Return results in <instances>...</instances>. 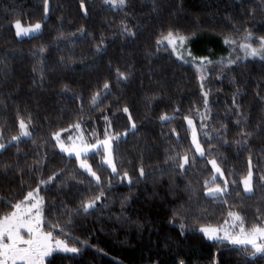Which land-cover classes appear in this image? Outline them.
Instances as JSON below:
<instances>
[{
	"label": "trees",
	"instance_id": "obj_1",
	"mask_svg": "<svg viewBox=\"0 0 264 264\" xmlns=\"http://www.w3.org/2000/svg\"><path fill=\"white\" fill-rule=\"evenodd\" d=\"M84 3L87 15L79 6L80 0H48L49 11L45 15L44 0H0V129L4 137L0 142L7 145L10 137L18 133V109L22 115L31 113L35 124V144L22 138L19 153L17 147L10 145L0 151V164H15L18 160L25 169L23 190L29 184L35 186L36 177L29 179L27 167L37 151L41 154L45 151L37 146L44 144L51 132L68 129L75 123L81 117V104L84 113L81 130L90 143L96 137L104 138L105 115L112 120L109 129L112 133H124L130 127L122 112L112 116L117 102L130 107L137 124L135 133L121 136L114 144L119 176L102 164L101 154L92 152L87 156L88 163L102 177V188H97L83 170L77 171V180H67L66 186L57 182L47 190L42 187L46 221L58 219L65 228L66 234L57 229L54 235L81 249L78 254L54 253V264H155L157 260L160 264H178L180 259L185 264H213L214 257L223 264H264V258L245 257L239 247L209 241L198 231L201 225L223 224L230 206H237L231 210H239L245 216L246 227L256 223L261 194L258 191L248 198L242 191L239 196L232 191L227 203L206 199L202 184L211 179V166L198 158L195 167L179 174L167 159L168 155H174L168 150L177 146L172 129L179 133L178 150L190 155L194 152L185 116L193 119L203 143L204 130L196 114L197 108L204 111L203 97L200 74L195 67L175 58L168 47L157 51L155 43L161 32L177 31L188 37L192 48L198 49L196 57H199L220 52L225 35L242 42L245 27L259 37L264 35V0H127L122 10L112 8L104 0H84ZM16 19H21L25 27L40 23L41 31L37 36L19 39L11 27ZM123 24L136 36L120 35ZM233 24L240 29L239 33ZM81 28L86 32L83 38ZM61 32L64 36L58 39ZM102 38L106 51L97 54L95 48ZM41 47L46 51L40 53ZM226 49L235 63L221 64L211 59L213 63L204 69V89L210 90V118L205 121L209 129L205 130L226 123L229 139L234 140L237 129L230 109L238 88L241 93L238 102L249 117L250 127L264 121V101L256 95L259 92L264 97V60L243 58L238 45H227ZM116 67L130 71L131 78L116 84ZM105 79L112 82V95L93 110L90 96ZM64 84L71 91L62 92ZM73 92L83 99H75ZM176 108L180 109L175 113L176 119L171 122L160 119L164 114L172 116ZM74 131L64 132L63 138ZM52 143H48L47 151L50 156L58 155L50 160L48 171L67 165L68 171L64 173L67 177L68 172L77 169V161L59 153L58 148L51 147ZM236 147L233 143L221 148L227 163L225 177L218 178L217 183L222 184L223 179L238 180L246 172L249 152L237 153ZM250 150L253 165L264 170V135L253 136ZM141 166L145 171L143 177L139 175ZM125 171L132 179L131 185L120 178ZM109 178H112L110 188ZM23 190L18 174L5 178L0 171V197L15 200ZM100 191L104 196L96 201L94 209L87 214L75 211L82 199ZM181 206L187 210V217L177 216L175 223H170L174 210ZM7 211L10 209L0 204V215ZM69 216L71 223L66 224ZM182 223L186 225L183 234ZM47 227L46 223V230ZM48 259L51 258L45 264Z\"/></svg>",
	"mask_w": 264,
	"mask_h": 264
},
{
	"label": "snow or ice",
	"instance_id": "obj_2",
	"mask_svg": "<svg viewBox=\"0 0 264 264\" xmlns=\"http://www.w3.org/2000/svg\"><path fill=\"white\" fill-rule=\"evenodd\" d=\"M105 3L113 8L122 10L126 4L127 0H105ZM80 8L87 15V9L85 7L84 0H80ZM44 11L47 15L49 11L48 0H44ZM255 10H252L254 13ZM11 27L15 29V36L17 38H22L24 36H29L40 32L42 25L36 23L34 25L24 26L21 19H16ZM237 33L240 29L236 28L235 24L232 25ZM80 38L86 35L85 29L81 28ZM120 35H126L129 37L136 36V33L131 31L126 24L122 25V30ZM64 34L61 32L58 35V39L63 38ZM188 40V37L180 34L177 31L168 30L166 34L161 32L159 38L156 39L155 43L157 45V51L161 47H171L173 53L178 54L179 59H183V49ZM225 45H238V47L245 53V56L259 57L264 60V35L259 37H254L253 32L245 27L242 42L235 39L232 35H225L223 40ZM254 43L257 46H254ZM40 53L46 51L44 47L39 49ZM106 51V46L103 45V38L101 44H98L95 48L97 54H101ZM188 56H191L189 51ZM63 57H61V63H63ZM239 59V57H237ZM195 62V58H193ZM225 62L224 58L219 61L223 64ZM236 61L231 58L227 59L228 64H233ZM213 63L207 57L200 58L198 71L201 73L200 76V88L201 95L203 97V107L204 111L200 112L199 108L196 109V114L201 119L200 128L203 131L204 141L201 142L197 128L194 124L193 119L185 116L184 119L187 121L188 130L191 132V143L194 145V152L190 155L189 152H180L178 150L179 133L176 129H172V133L176 135L177 146H173L168 151L174 153V155H168L167 159L171 160L176 168L179 170V174H184L189 168L195 167L198 158L204 160L206 165H210V171L213 173L210 180L203 181L202 189L203 196L206 199L220 201L222 203H227V197H230L232 191H235L239 196L242 193L248 197L252 198L256 196L259 191L261 194V203L256 209L255 220L256 223L251 224L246 227L245 216L241 214L239 210L233 211L230 206L228 211V219L224 221L223 224H218L213 226L211 224L201 225L198 231L203 234L204 237L209 241H215L221 245L227 244L232 246H239V250L245 257H251L255 259L256 257L264 258V170L253 165V156L250 150V141L253 136L264 135V121L258 123L254 128L250 127L249 117L245 114L241 103L238 102V97L241 95L239 88L233 94L232 97V108L230 111L233 112L235 116V126L237 129V138L234 140L229 139V126L226 123H222L219 128H211L209 130V125L205 123L206 120L210 118V108H209V91L204 89L205 76L203 75L206 65ZM109 68L111 69V62H109ZM35 71V69H33ZM115 72V82L120 84L126 82L131 78L130 71H122L119 67L114 69ZM40 79L43 81L44 73L41 69ZM35 83V81H34ZM71 89L67 84L62 87V92H69ZM112 95V82L110 79H105L102 85H97V90L93 92L90 96V106L93 110L99 108L100 104L107 99L108 96ZM257 97L264 101V97H261L259 92L256 93ZM73 97L75 99H83L82 96L73 92ZM119 98L117 97V100ZM111 107V106H110ZM116 113L122 112L128 122L130 127L124 133H112L109 131L112 127V120L108 115L103 118L106 123V128L104 132V138L99 139L96 137L94 142H88L83 133L77 137L69 135L66 139L63 138V133L69 131L70 129H75L79 131L81 129V118L83 116V105L81 104L80 112L81 117L76 120L75 123L71 124L68 129H60L59 131H53L50 133L49 137L45 139L44 144L38 145V148H44L45 151L41 154L40 151L35 153L34 159L31 164L27 167V172L29 174V179L32 176L36 177L35 186L29 184L26 190L24 189L25 184V169L20 166L19 161L15 164L4 163L0 164V171L3 172L5 178L12 174H18L20 177V185L23 190L20 197L15 200H5L0 197V204L9 208L10 211L4 212L0 215V264H45V260L48 259V264H54L56 257L54 253H72L78 254L81 249L75 246H71L66 239H60L54 232L59 229L61 234L65 233V228L60 226L59 220L55 222L46 221L45 217V207L46 201L45 197L41 195L42 187L47 190L49 185L55 186L59 182L62 186L67 185V180H77V171L83 170L91 180L95 181L97 188H102V177L98 175L97 171L93 169L92 165L88 163L87 156L90 152H96L101 154V162L103 165H107L111 169L112 174L119 176L117 171V166L114 157V144L121 139V136H127L129 132L135 133L137 129V124L133 119L132 111L127 104L121 105L117 102L115 105ZM26 111V110H25ZM180 111L179 108L174 110V114L169 116L164 114L160 117L162 121L171 122L176 119L175 113ZM17 121H18V133L12 135L9 139V144L0 142V151L6 150L7 147L13 146L17 147L19 153V144L23 142L22 138H27L32 140L35 144L36 141L33 139V130L35 127L34 119L31 113L27 115H22L20 110H17ZM95 136V133L93 134ZM3 131L0 129V141L3 140ZM52 141L51 147L58 148L59 153L66 154L69 158L75 157L78 167L77 169L68 172L67 177L64 173L67 172V165L60 170L48 171V165L51 159H54L58 153H52L51 156L47 151L48 143ZM14 142V143H13ZM237 145L235 151L240 153L241 151L249 152L247 157V169L246 172L240 175L239 179H233L229 181L223 179V183H217L218 178L225 177L224 165L227 163V157L221 153L222 147H228L231 144ZM102 150V152H101ZM27 163V161H25ZM12 169L13 172L8 170ZM168 169H162V171H167ZM231 174V173H230ZM139 175L143 177L145 171L143 166L139 168ZM114 178V176L112 177ZM108 180V187L112 186L111 179ZM121 180L127 179L129 185L132 184V179L129 177L128 172H124L123 176L120 177ZM83 183L82 180L79 181ZM242 186V189H241ZM191 188V184H189ZM194 195L197 193L194 191ZM104 196V192L100 191L98 195L87 197L81 200L78 205L76 212H83L87 214L90 209H94L96 206V201ZM187 210L181 206L180 208L174 210L173 220L170 223H175V218L177 216L187 217ZM72 217L69 216L66 220V224L71 223ZM47 223V230L45 229V224ZM181 233L186 229L185 224H180ZM86 243V242H84ZM222 253H219L220 255ZM155 264H160L157 260ZM178 264H185L184 260L180 259ZM213 264H223V261L218 257L213 258Z\"/></svg>",
	"mask_w": 264,
	"mask_h": 264
},
{
	"label": "rangeland",
	"instance_id": "obj_3",
	"mask_svg": "<svg viewBox=\"0 0 264 264\" xmlns=\"http://www.w3.org/2000/svg\"><path fill=\"white\" fill-rule=\"evenodd\" d=\"M105 1V0H104ZM113 8V7H112ZM14 31H15V29H14ZM41 31V30H40ZM39 34V32L38 33H35V34H32V35H29V36H24V37H22V38H19V39H24V38H28V37H32V36H37ZM221 51L219 52H217V53H213V52H210V53H206V54H203V55H200L199 57H196V56H198V49L197 48H192V45H190V42H189V40L186 42V44H185V46H184V49L182 50L183 51V56H184V58L183 59H179L178 58V54L177 53H174V56H175V58H177L178 60H180L181 62H183V63H186V64H188V63H191L194 67H195V69H196V71H197V73H199L200 74V76H201V73L198 71V67H199V60H200V58H203V57H207L208 59H214V60H218V61H221V59L222 58H224V60L227 62V59L231 56V52L228 50V49H226V46L227 45H225L224 44V42L222 41L221 42ZM170 50H171V47H168ZM240 49V48H239ZM172 51V50H171ZM191 52V56H188V52ZM240 51H241V53H242V57L244 58H248V59H253V60H256V59H260L259 57H251V56H245V53L240 49ZM211 55H213V56H211ZM193 57H196L195 58V62L193 61ZM211 57H213V58H211ZM203 75L206 77V73H205V70H204V72H203ZM80 132H82V130L80 129L79 131H77V130H75L73 133H72V135L71 136H73L74 138L75 137H77L79 134H80ZM83 133V132H82ZM83 136H84V138L87 140V138H86V136L83 134ZM194 146V145H193ZM90 153H92V152H90ZM66 155V154H65ZM89 155V154H88ZM74 157V156H73ZM75 158V157H74ZM105 167H107V165H104ZM107 168H109V167H107ZM110 169V168H109ZM110 171H111V169H110ZM206 238V237H205ZM207 239V238H206ZM215 242V241H214ZM226 244H227V242H225ZM229 245V244H228ZM230 246V245H229ZM232 246V245H231ZM235 247H239V246H235ZM64 254H71V253H64ZM46 263V262H45Z\"/></svg>",
	"mask_w": 264,
	"mask_h": 264
}]
</instances>
